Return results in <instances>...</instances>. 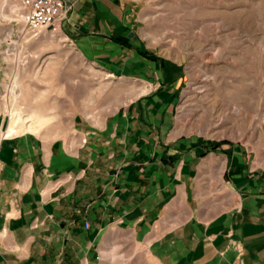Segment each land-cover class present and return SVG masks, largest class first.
<instances>
[{"label":"crops","instance_id":"obj_1","mask_svg":"<svg viewBox=\"0 0 264 264\" xmlns=\"http://www.w3.org/2000/svg\"><path fill=\"white\" fill-rule=\"evenodd\" d=\"M65 1V41L137 92L59 136L0 139V264H111L116 233L156 264H264V171L184 133L183 68L141 45L140 1Z\"/></svg>","mask_w":264,"mask_h":264},{"label":"rangeland","instance_id":"obj_2","mask_svg":"<svg viewBox=\"0 0 264 264\" xmlns=\"http://www.w3.org/2000/svg\"><path fill=\"white\" fill-rule=\"evenodd\" d=\"M139 1L141 45L182 65L177 121L184 133L241 146L264 171V0ZM18 9L0 2L5 137L33 133L37 124V134L59 136L76 114H112L137 92L134 80L87 62L61 29L29 36ZM114 237L111 264H156L129 235Z\"/></svg>","mask_w":264,"mask_h":264},{"label":"built area","instance_id":"obj_3","mask_svg":"<svg viewBox=\"0 0 264 264\" xmlns=\"http://www.w3.org/2000/svg\"><path fill=\"white\" fill-rule=\"evenodd\" d=\"M18 4L19 18L24 23V30L32 38L42 34V31L55 32L61 28L69 17L73 5L65 0H13ZM86 223L85 228L89 229Z\"/></svg>","mask_w":264,"mask_h":264},{"label":"bare ground","instance_id":"obj_4","mask_svg":"<svg viewBox=\"0 0 264 264\" xmlns=\"http://www.w3.org/2000/svg\"><path fill=\"white\" fill-rule=\"evenodd\" d=\"M3 1L6 2V0H2V2H3ZM17 16L19 17V13L17 14ZM17 16H16V17H17ZM20 19H21V18H20ZM21 21H22V20H21ZM57 31H59V28L57 29ZM57 31H55V32H57ZM41 33L44 34L45 31H42ZM13 91H14V90H13ZM40 127H41V125H38V124H37L36 126L33 125V126L30 127V130H31L33 133H36V132H38V131L40 130ZM5 134H6V133H5ZM5 134H4L3 132L0 131V138H1V137H2V138L5 137Z\"/></svg>","mask_w":264,"mask_h":264}]
</instances>
